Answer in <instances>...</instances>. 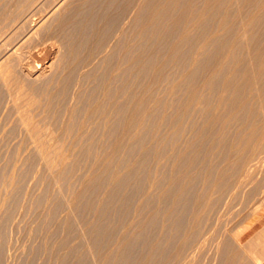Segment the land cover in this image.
<instances>
[{
    "label": "rangeland",
    "instance_id": "rangeland-1",
    "mask_svg": "<svg viewBox=\"0 0 264 264\" xmlns=\"http://www.w3.org/2000/svg\"><path fill=\"white\" fill-rule=\"evenodd\" d=\"M0 40V264H264V0H0Z\"/></svg>",
    "mask_w": 264,
    "mask_h": 264
},
{
    "label": "bare ground",
    "instance_id": "bare-ground-1",
    "mask_svg": "<svg viewBox=\"0 0 264 264\" xmlns=\"http://www.w3.org/2000/svg\"><path fill=\"white\" fill-rule=\"evenodd\" d=\"M16 1V0H15ZM62 1V0H61ZM159 1V0H158ZM248 1V0H247ZM61 3V2H60ZM180 3H182L181 1H180ZM59 4V3H58ZM195 4V3H194ZM192 5V4H191ZM261 6V5H260ZM56 7V6H55ZM200 7V6H199ZM20 8V7H19ZM54 8V7H53ZM186 9V8H185ZM55 10V9H54ZM153 10V9H152ZM86 12V11H85ZM183 12V11H182ZM181 12V13H182ZM87 15V14H86ZM256 15V14H255ZM183 16V15H182ZM181 16V17H182ZM47 18V17H46ZM5 19H7V18H5ZM43 19H44V17H43ZM76 19V18H75ZM2 20V19H1ZM4 20V19H3ZM20 20H21V18H20ZM42 21V20H41ZM240 21V20H239ZM65 22V21H64ZM98 22V21H97ZM3 23V22H2ZM4 23H6V22H4ZM204 23V22H203ZM13 24V23H12ZM51 24V23H50ZM226 24V23H225ZM4 25V24H3ZM3 25H2V27H3ZM5 27V26H4ZM12 27V26H11ZM32 27V26H31ZM93 27V26H92ZM164 27V26H163ZM9 28V27H8ZM4 29V28H3ZM5 29H6V27H5ZM4 29V30H5ZM34 29V28H33ZM147 29V28H146ZM31 30V29H30ZM2 31V30H1ZM35 31H37V29L35 30ZM198 31V30H197ZM228 31V30H227ZM32 33H34V31L32 30L31 31ZM76 32V31H75ZM125 32V31H124ZM164 32V31H163ZM229 32V31H228ZM4 33V32H3ZM36 33V32H35ZM38 33V32H37ZM103 33H104V31H103ZM144 33V32H143ZM247 33V32H246ZM10 34V33H9ZM83 34V33H82ZM112 34V33H111ZM227 34V33H226ZM27 36V38L28 37H30V35L28 36V34H26ZM34 35V34H33ZM101 36V35H100ZM4 37H5V34H4ZM26 37H24L22 40H18L17 42H16V44L14 45V46H12L11 47V49H9V51L6 53L7 54V56H9L10 58H11V56L10 55H13V57H15V55L17 56V54L19 53V51L22 49V47L25 45L24 44V42L27 40V38ZM83 37V36H82ZM85 37V36H84ZM255 37V36H254ZM3 38V37H2ZM7 38V37H6ZM87 38V37H86ZM121 39V38H120ZM45 40V39H44ZM1 41V40H0ZM82 41V40H81ZM162 41V40H161ZM29 42V41H28ZM79 42V41H78ZM92 42V41H91ZM155 42V41H154ZM244 42V41H243ZM8 43V42H7ZM1 44V43H0ZM2 44H5V43H2ZM153 44V43H152ZM257 44H258V42H257ZM263 44V43H262ZM1 46V45H0ZM55 46V45H54ZM124 46V45H123ZM252 46V45H251ZM10 47V46H9ZM192 47V46H191ZM120 48V47H119ZM116 50V49H115ZM94 51V50H93ZM118 51V50H117ZM137 51V50H136ZM261 51V50H260ZM179 52V51H178ZM82 53V52H81ZM3 54V53H2ZM5 55V54H4ZM103 55V54H102ZM223 55V54H222ZM3 56V55H2ZM1 56V57H2ZM132 56V55H131ZM0 57V79H1V81H3V83L5 82H8V79L9 78H11V76H10V73H12V72H10V71H8L7 69H6V67L7 66H5L6 64L5 63H3V62H5V61H3L4 59L3 58H1ZM12 57V58H13ZM110 57V56H109ZM208 57V56H207ZM5 58V57H4ZM9 58V59H10ZM17 58V57H16ZM22 58V57H21ZM219 58V57H218ZM3 59V60H2ZM116 59V58H115ZM182 59V58H181ZM14 60V59H13ZM17 60V59H16ZM104 60V59H103ZM7 59H6V63H7ZM102 61V60H101ZM144 61H146V60H144ZM202 61V60H201ZM98 63V62H97ZM103 63V62H102ZM101 63V64H102ZM148 63V62H147ZM3 64H5V65H3ZM78 65V64H77ZM94 65V64H93ZM5 68H4V67ZM50 67V66H49ZM68 67V66H67ZM80 67V66H79ZM4 68V69H3ZM7 68H9V66L7 67ZM38 68V67H37ZM47 68V67H46ZM129 68V67H128ZM171 68V67H170ZM100 69V68H99ZM199 69V68H198ZM7 70V71H6ZM35 70V69H34ZM105 70V69H104ZM91 71V70H90ZM123 71H124V69H123ZM245 71V70H244ZM10 72V73H9ZM35 72H36V70H35ZM111 72V71H110ZM140 73H141V71H140ZM146 73V72H145ZM37 74V73H36ZM89 74V73H88ZM120 74V73H119ZM126 74V73H125ZM12 75V74H11ZM127 75V74H126ZM13 76V75H12ZM38 76V75H37ZM262 76V75H261ZM69 78V77H68ZM117 78V77H116ZM13 79V78H12ZM80 79V78H79ZM10 80V79H9ZM74 80H75V78H74ZM69 81V80H68ZM79 81V80H78ZM117 81V80H116ZM115 81V82H116ZM244 81V80H243ZM96 82V81H95ZM113 82H114V80H113ZM112 82V83H113ZM11 83V82H10ZM123 83V82H122ZM121 83V84H122ZM201 83V82H200ZM115 84H117V83H115ZM126 84V83H125ZM2 85V84H1ZM5 85V84H4ZM7 85H9V84H7ZM119 86H120V84H118ZM243 85V84H242ZM6 86V85H5ZM114 86H117V85H114ZM189 86V85H188ZM8 87V86H7ZM27 87V86H26ZM10 88V87H9ZM30 88V87H29ZM71 88V87H70ZM89 88V87H88ZM124 88V87H123ZM174 88V87H173ZM127 89V88H126ZM5 90V89H4ZM13 90V89H12ZM182 90V89H181ZM224 90H225V88H224ZM121 91V90H120ZM69 92V91H68ZM64 93V92H63ZM89 93V92H88ZM118 93V92H117ZM123 93V92H122ZM126 93V92H125ZM56 94V93H55ZM59 94V93H58ZM127 94V93H126ZM120 95V94H119ZM65 97V96H64ZM123 97H124V95H123ZM171 97H173V96H171ZM71 98H73V97H71ZM126 98V97H125ZM145 99V98H144ZM122 100V99H121ZM123 100H125V99H123ZM175 100V99H174ZM32 101V100H31ZM153 101V100H152ZM176 101V100H175ZM223 101V100H222ZM64 102V101H63ZM237 102V101H236ZM244 103V102H243ZM28 104H30V103H28ZM112 104V103H111ZM32 105V104H31ZM100 105V104H99ZM105 105V104H104ZM55 106H57V105H55ZM54 106V107H55ZM63 106V105H62ZM117 106V105H116ZM24 107V106H23ZM22 107V108H23ZM27 107V106H26ZM60 107V106H59ZM111 107V106H110ZM115 107V106H114ZM119 107V106H118ZM155 107V106H154ZM25 108V107H24ZM29 108V107H28ZM27 108V109H28ZM83 108V107H82ZM87 108V107H86ZM51 109V108H50ZM58 109V108H57ZM95 109V108H94ZM111 108H109V110H110ZM117 109V108H116ZM124 107H120V109L118 108V110L116 111V125L118 126V128L120 129V131H119V134L118 133H116L114 130H113V128L112 129H110V130H108L109 131V136L108 137H110V139L112 140V141H114L115 142V140H116V138H117V136H118V138H119V135L121 134V135H125L126 133H127V131H128V127L130 126H128L127 127V125L124 123V121H123V112H124ZM162 109V108H161ZM23 110V109H22ZM21 110V111H22ZM54 110V109H53ZM58 110H60V108L58 109ZM100 110V109H99ZM64 111V110H63ZM66 111L67 110H65V113H66ZM78 111V110H77ZM76 111V112H77ZM80 111V110H79ZM111 111V110H110ZM23 112V111H22ZM82 112V111H81ZM114 112V111H113ZM186 112V111H185ZM24 113V112H23ZM58 113V112H57ZM78 113H80V112H78ZM92 113V112H91ZM112 113V112H111ZM110 113V114H111ZM247 113V112H246ZM63 114V113H62ZM73 114V113H72ZM115 114V113H114ZM19 115V114H18ZM21 115H23V114H21ZM52 115H55V114H52ZM80 115V114H79ZM87 115V114H86ZM85 115V116H86ZM90 115V114H89ZM93 115V114H92ZM99 115V114H98ZM105 115V114H104ZM20 116V115H19ZM27 116V115H26ZM64 116H65V114H64ZM73 116H74V114H73ZM73 116H70V118H71V120H73L74 119V117ZM91 116V115H90ZM22 118H21V121H22V119L24 118V116H21ZM79 117V116H78ZM81 117V116H80ZM109 117L111 118V116L109 115ZM65 118V117H64ZM86 118V117H85ZM153 118V117H152ZM238 118V117H237ZM76 119V118H75ZM89 119V118H88ZM106 119V118H105ZM2 120V119H1ZM107 121H108V118L106 119ZM105 120V121H106ZM111 120V119H110ZM115 120V119H114ZM203 120V119H202ZM24 121H25V119H24ZM24 121H22V122H24ZM67 121H69V120H67ZM77 121H78V119H77ZM71 122V121H70ZM76 122V121H75ZM112 122V121H111ZM115 122V121H114ZM102 123V122H101ZM105 123V122H104ZM220 123V122H219ZM74 124H76V123H74ZM78 124V123H77ZM114 124V123H113ZM113 124H111V126L113 125ZM222 124V123H221ZM69 125V127H70V124H68ZM108 126L110 125V123H108L107 124ZM116 126V127H117ZM205 126V125H204ZM49 127V126H48ZM71 127H72V124H71ZM105 126H103V128H104ZM212 127V126H211ZM93 128V127H92ZM99 128V127H98ZM132 129V128H131ZM204 129V128H203ZM105 130H107V129H105ZM104 130V131H105ZM69 131H70V129H69ZM93 131V130H92ZM98 131V130H97ZM103 131V130H102ZM141 131V130H140ZM87 132V131H86ZM73 133V132H72ZM83 133V132H82ZM91 133V132H90ZM210 133V132H209ZM93 134V133H92ZM118 134V135H117ZM208 134V133H207ZM85 135V134H84ZM91 135V134H90ZM94 136V135H93ZM100 136V135H99ZM147 136V135H146ZM196 136V135H195ZM83 137V136H82ZM91 137V136H90ZM144 137V136H143ZM23 138V137H22ZM105 138V137H104ZM145 138V137H144ZM99 139V138H98ZM106 139V138H105ZM107 139H109V138H107ZM125 139V138H124ZM166 139V138H165ZM207 139V138H206ZM5 140V139H4ZM58 140V139H57ZM138 140V139H137ZM80 141V140H79ZM78 141V142H79ZM94 141H95V139H94ZM105 141V140H104ZM120 141H121V139H120ZM140 141H142V140H140ZM40 143V142H39ZM75 143V142H74ZM110 143V142H109ZM152 143V142H151ZM176 143V142H175ZM227 143V142H226ZM83 144H86V143H83ZM116 144H118V141L116 142ZM121 144V143H120ZM125 144H127V143H125ZM239 144V143H238ZM106 145V144H105ZM111 145V144H110ZM113 145V144H112ZM128 145V144H127ZM131 144H129V146H130ZM137 145V144H136ZM140 145V144H139ZM152 145V144H151ZM221 145V144H220ZM102 146V145H101ZM192 146V145H191ZM200 146V145H199ZM113 147V146H112ZM135 147V146H134ZM139 147V146H138ZM246 147V146H245ZM84 148V147H83ZM93 148V147H92ZM106 148V147H105ZM111 148V147H110ZM95 149V148H94ZM93 149V150H94ZM114 150H115V148H113ZM136 149V148H135ZM70 150V149H69ZM82 150H84V149H82ZM187 150V149H186ZM88 151V150H87ZM117 151V150H116ZM124 151V150H123ZM135 151V150H134ZM196 151V150H195ZM202 151V150H201ZM84 152V151H83ZM86 152V151H85ZM179 152V151H178ZM137 153V152H136ZM169 153V152H168ZM186 153V152H185ZM213 154V153H212ZM82 155V154H81ZM112 155V154H111ZM117 155V154H116ZM176 155V154H175ZM92 156V155H91ZM115 156V155H114ZM125 156H127V155H125ZM183 156V155H182ZM16 157V156H15ZM29 157V156H28ZM84 157V156H83ZM174 157V156H173ZM186 157V156H185ZM188 157V156H187ZM31 158V157H30ZM70 158V157H69ZM86 159H89V158H87V157H85ZM169 158V157H168ZM179 158V157H178ZM144 159V158H143ZM170 159V158H169ZM190 160V159H189ZM29 161H31V160H29ZM36 161V160H35ZM86 161V160H85ZM107 161V160H106ZM32 162V161H31ZM82 162H84V160L82 161ZM90 162V161H89ZM30 163V162H29ZM28 163V164H29ZM96 163V162H95ZM109 163V162H108ZM108 163H106V165L108 164ZM147 163V162H146ZM83 164V163H82ZM130 164V163H129ZM136 164H137V162H136ZM142 164V163H141ZM155 164V163H154ZM103 165V164H102ZM228 165V164H227ZM262 165V164H261ZM29 166H31V165H29ZM104 166V165H103ZM124 166V165H123ZM122 166V167H123ZM141 166V165H140ZM173 166V165H172ZM66 167V166H65ZM77 167H80V166H77ZM142 167V166H141ZM189 167V166H188ZM206 167V166H205ZM239 167V166H238ZM29 168V167H28ZM34 168V167H33ZM149 168V167H148ZM69 169V168H68ZM72 169H74V167L72 168ZM107 169V168H106ZM129 169H136V167L135 168H129ZM160 169H162V168H160ZM186 169V168H185ZM201 169V168H200ZM259 169V168H258ZM81 170V169H80ZM101 170V169H100ZM109 170V169H108ZM137 170V169H136ZM156 170V169H155ZM188 170V169H187ZM217 170V169H216ZM222 170V169H221ZM242 170V169H241ZM74 171V170H73ZM131 172H132V170H130ZM175 171V170H174ZM67 172V171H66ZM102 172V171H101ZM135 171H133V173H134ZM211 172V171H210ZM23 173V172H22ZM84 173V172H83ZM97 174H98V172H97ZM129 175V174H128ZM133 174L131 173V176H132ZM215 175V174H214ZM225 175V174H224ZM104 176V175H103ZM136 176V175H135ZM76 177V176H75ZM99 177V176H98ZM98 177L96 176V175H94V176H92V177H90V178H88V179H86L85 180V184H84V188H83V191L85 190V191H89L90 189L93 191V189L92 188H95V186L97 185V183H98ZM109 177V176H108ZM113 177V176H112ZM130 177V176H129ZM128 177V178H129ZM138 177H140V176H138ZM101 178V177H100ZM116 178V177H115ZM123 178V177H122ZM121 178V179H122ZM201 178V177H200ZM16 179V178H15ZM33 179V178H32ZM173 179V178H172ZM181 179V178H180ZM179 179V180H180ZM208 179V178H207ZM243 179V178H242ZM22 180V179H21ZM119 180V179H118ZM130 180H131V178H130ZM215 180V179H214ZM47 181V180H46ZM133 181V180H132ZM118 182V181H117ZM180 182V181H179ZM115 183V182H114ZM128 183V182H127ZM181 183V182H180ZM130 184V183H129ZM182 184V183H181ZM107 185V184H106ZM120 185V184H119ZM139 185V184H138ZM98 186V185H97ZM108 186V185H107ZM122 186V185H121ZM134 186V185H133ZM197 186V185H196ZM137 187V186H136ZM142 187V186H141ZM173 188H175V187H173ZM193 188V187H192ZM44 189V188H43ZM177 189V188H176ZM98 190V189H97ZM127 190V189H126ZM82 191V192H83ZM120 190H119V188H117V190H116V192H119ZM135 191H136V189L135 190H132V191H130V193L129 194H127V195H130L131 197H132V195H134V193H135ZM74 192V191H73ZM17 194V193H16ZM80 194V193H79ZM125 194V193H124ZM139 194V193H138ZM84 195V194H83ZM89 195V194H88ZM96 195V194H95ZM110 195V194H109ZM116 195H118V193H116ZM42 196V195H41ZM114 196V195H113ZM121 196V195H120ZM93 197V196H92ZM112 197V196H111ZM115 197V196H114ZM125 197H128V196H126L125 195ZM16 198V197H15ZM41 198V197H40ZM78 198V197H77ZM117 198V197H116ZM44 199V198H43ZM76 199V198H75ZM80 199V198H79ZM83 199V198H82ZM89 199V198H88ZM112 199V198H111ZM190 199V198H189ZM16 200V199H15ZM78 200V199H77ZM84 200V199H83ZM127 200V199H126ZM35 201H37V199L35 200ZM41 201V200H40ZM117 201V200H116ZM186 201V200H185ZM75 202H77V201H75ZM79 203H80V201H78ZM77 202V203H78ZM106 202H108V200H106ZM111 202V201H110ZM201 202V201H200ZM35 203V202H34ZM39 203V202H38ZM83 203H85V202H83ZM93 203V202H92ZM103 203H105V202H103ZM116 203H118V202H116ZM7 204V206H6V208H5V210H4V212H3V214L1 213V215H3L1 218H0V251H2L1 249V244H5V242L6 241H4L3 240V242H2V239H1V237L3 236V237H6V232L5 231H7V230H5L4 231V229H5V224H6V226H8L7 224H8V222H9V220H10V215L9 214H11V207L13 206V205H9V204H11V203H6ZM6 204H4V206H2V209H4L3 207H5V205ZM39 205V204H38ZM82 205V204H81ZM86 205H88V204H86ZM98 205V204H97ZM106 205V204H105ZM134 205V204H133ZM78 206V205H77ZM113 206V205H112ZM111 206V207H112ZM115 207L117 208V206L115 205ZM119 207V206H118ZM123 207V206H122ZM147 207V206H146ZM188 207V206H187ZM79 208H81V207H79ZM84 208V207H83ZM88 208V207H87ZM101 208V207H100ZM110 208V207H109ZM78 209V208H77ZM91 209V208H90ZM125 209V208H124ZM181 209H182V207H181ZM51 210H52V208H51ZM82 210V209H81ZM98 210V209H97ZM106 210H108V209H106ZM136 210V209H135ZM197 210V209H196ZM195 210V211H196ZM112 211V210H111ZM116 211V210H115ZM184 211V210H183ZM105 212V211H104ZM51 213V212H50ZM78 213V212H77ZM113 213V212H112ZM169 213V212H168ZM171 213V212H170ZM47 214V213H46ZM111 214V213H110ZM182 214V213H181ZM186 214V213H185ZM48 215V214H47ZM46 215V216H47ZM107 215V214H106ZM121 215V214H120ZM196 215V214H195ZM24 216V215H23ZM38 216V215H37ZM57 216V215H56ZM109 216V215H108ZM178 216V215H177ZM41 217V216H40ZM48 217V216H47ZM84 217V216H83ZM207 217V216H206ZM9 218V220H7ZM45 218V217H44ZM50 218V217H49ZM186 218V217H185ZM197 218V217H196ZM151 219V218H150ZM153 219V218H152ZM55 220V219H54ZM195 220V219H194ZM180 221V220H179ZM203 221V220H202ZM7 222V223H6ZM103 222L104 221H101V223L99 224L102 228H103ZM43 223V222H42ZM97 223H98V221H97ZM127 223V222H126ZM33 224V223H32ZM41 224V223H40ZM50 224V223H49ZM56 224V223H55ZM176 224V223H175ZM189 224V223H188ZM26 225V224H25ZM38 225V224H37ZM57 226H58V224H56ZM93 225V224H92ZM124 225V224H123ZM42 225H40L39 227H41ZM173 226V225H172ZM178 226V225H177ZM176 226V227H177ZM9 227V226H8ZM45 227V226H44ZM32 228V227H31ZM35 228H36V226H35ZM170 228L172 229L173 227H169L168 225L167 226H165V231L166 232H168L169 230H170ZM188 228V227H187ZM6 229H8L7 227H6ZM145 229V228H144ZM199 229H201V228H199ZM124 230V229H123ZM51 231V230H50ZM56 230H54V232H55ZM187 231V230H186ZM213 231V230H212ZM5 232V233H4ZM47 232H49V231H47ZM61 232H63V231H61ZM146 232V231H145ZM148 232V231H147ZM56 233H57V231H56ZM55 233V234H56ZM42 234V233H41ZM143 234V233H142ZM194 234V233H193ZM5 235V236H4ZM96 235V234H95ZM100 235H101V232H100ZM115 235V234H114ZM139 235H141V234H139ZM160 235V234H159ZM173 235V234H172ZM32 235H30L29 237H31ZM33 236H35V233H34V235ZM48 238H49V233H48ZM51 236H53V235H51ZM50 236V237H51ZM60 236V235H59ZM98 236V235H97ZM96 236V237H97ZM145 236V235H144ZM38 237V236H37ZM46 237V236H45ZM94 237V236H93ZM104 237V236H103ZM165 237V236H164ZM168 237V236H167ZM36 238V237H35ZM62 238V237H61ZM106 238V237H105ZM176 238V237H175ZM6 239H7V237H6ZM31 239H33V243H35V244H33V245H31V246H33V247H31V249L30 250H28V252L30 251V256H27L25 259H22V263H26V264H29V263H32L33 261H32V259L35 257L34 255L36 254V241H35V239H34V237L33 238H31ZM52 239V238H51ZM104 239V238H103ZM212 239V238H211ZM261 239V238H260ZM8 240V239H7ZM40 240V239H39ZM44 240V239H43ZM96 240V239H95ZM102 240V239H101ZM262 240H264V239H262ZM261 240V241H262ZM30 241V240H29ZM29 241L27 242V244H29ZM35 241V242H34ZM97 241V240H96ZM140 240H139V237H138V239L137 240H135V242H139ZM166 241V240H165ZM100 242V241H99ZM99 242H97V243H99ZM134 242V241H133ZM121 243V242H120ZM123 243V242H122ZM130 243V242H129ZM116 244V243H115ZM136 244V243H135ZM30 245V244H29ZM113 245V244H112ZM183 245V244H182ZM5 246V245H4ZM170 246V245H169ZM173 246V245H172ZM210 246V245H209ZM28 247H30V246H28ZM129 247V246H128ZM168 247V246H167ZM183 247V246H182ZM130 248H131V246H130ZM165 248V247H164ZM15 249V248H14ZM124 250H126V249H124ZM188 250V249H187ZM229 250V249H228ZM262 250V251H261ZM260 250V254L261 255H264V249H261ZM77 251V250H76ZM252 251H253V249H252ZM3 252V251H2ZM38 252V251H37ZM127 252H129V254H131L130 253V251H127ZM250 252H251V250H250ZM27 253V252H26ZM194 253V252H193ZM255 253V252H254ZM253 253V254H254ZM37 254H40V253H37ZM125 254V253H124ZM133 254V253H132ZM191 254V253H190ZM252 254V253H251ZM1 255V254H0ZM23 255V254H22ZM226 255V254H225ZM230 255V254H229ZM20 256V255H19ZM37 256V255H36ZM127 256V255H126ZM133 256H134V254H133ZM258 256V255H257ZM257 256H255L256 258H257V260H258V258L259 257H257ZM30 257V258H29ZM51 257V256H50ZM254 257V258H255ZM1 258H3V257H1ZM42 258V257H41ZM45 258V257H44ZM47 258H48V256H47ZM59 258V257H58ZM129 259H131L130 257H128ZM148 258V257H147ZM151 258V257H150ZM228 258V257H227ZM236 258V257H235ZM255 258V259H256ZM261 258V257H260ZM122 259V258H121ZM149 259V258H148ZM168 259V258H167ZM202 260V259H201ZM260 260V259H259ZM32 261V262H31ZM39 261V260H38ZM40 261H41V259H40ZM54 261H55V259H54ZM71 261V260H70ZM157 261V260H156ZM215 261V260H214ZM44 262V261H43ZM9 263V262H8ZM20 263V262H19ZM176 263V262H175ZM33 264V263H32Z\"/></svg>",
    "mask_w": 264,
    "mask_h": 264
}]
</instances>
